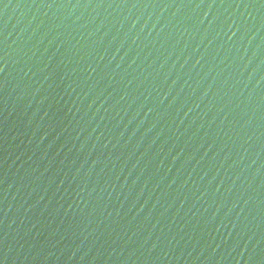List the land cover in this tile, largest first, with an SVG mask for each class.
Instances as JSON below:
<instances>
[{
  "label": "water",
  "instance_id": "1",
  "mask_svg": "<svg viewBox=\"0 0 264 264\" xmlns=\"http://www.w3.org/2000/svg\"><path fill=\"white\" fill-rule=\"evenodd\" d=\"M3 264H264V0H0Z\"/></svg>",
  "mask_w": 264,
  "mask_h": 264
},
{
  "label": "snow or ice",
  "instance_id": "2",
  "mask_svg": "<svg viewBox=\"0 0 264 264\" xmlns=\"http://www.w3.org/2000/svg\"><path fill=\"white\" fill-rule=\"evenodd\" d=\"M0 264H3V262H2V261H0Z\"/></svg>",
  "mask_w": 264,
  "mask_h": 264
}]
</instances>
